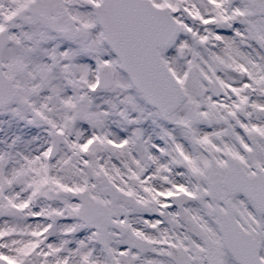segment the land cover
<instances>
[{"label":"snow or ice","instance_id":"1","mask_svg":"<svg viewBox=\"0 0 264 264\" xmlns=\"http://www.w3.org/2000/svg\"><path fill=\"white\" fill-rule=\"evenodd\" d=\"M0 264H264V0H0Z\"/></svg>","mask_w":264,"mask_h":264}]
</instances>
